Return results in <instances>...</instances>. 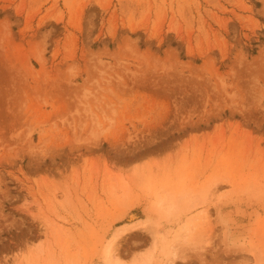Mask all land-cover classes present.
I'll use <instances>...</instances> for the list:
<instances>
[{
    "label": "rangeland",
    "instance_id": "obj_1",
    "mask_svg": "<svg viewBox=\"0 0 264 264\" xmlns=\"http://www.w3.org/2000/svg\"><path fill=\"white\" fill-rule=\"evenodd\" d=\"M264 264V0H0V264Z\"/></svg>",
    "mask_w": 264,
    "mask_h": 264
},
{
    "label": "bare ground",
    "instance_id": "obj_2",
    "mask_svg": "<svg viewBox=\"0 0 264 264\" xmlns=\"http://www.w3.org/2000/svg\"><path fill=\"white\" fill-rule=\"evenodd\" d=\"M123 231L119 232L107 245L106 249V263L107 264H117L114 260V252L118 248V241L123 235Z\"/></svg>",
    "mask_w": 264,
    "mask_h": 264
}]
</instances>
